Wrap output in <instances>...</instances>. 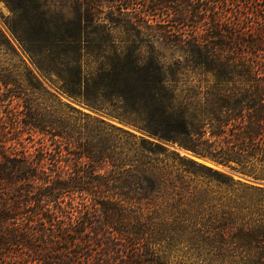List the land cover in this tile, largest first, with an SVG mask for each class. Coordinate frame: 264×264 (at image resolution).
I'll list each match as a JSON object with an SVG mask.
<instances>
[{
	"label": "trees",
	"instance_id": "trees-1",
	"mask_svg": "<svg viewBox=\"0 0 264 264\" xmlns=\"http://www.w3.org/2000/svg\"><path fill=\"white\" fill-rule=\"evenodd\" d=\"M0 1L13 14L7 31L39 71L55 72L60 53L47 41L59 28L45 19L39 1ZM98 1L87 3L84 14L77 6L72 33L60 37L71 48L64 52L73 71L61 90L95 112L119 101L137 119L109 116L130 126L143 122L137 128L151 139L60 100L57 110L42 107L28 94L41 88L33 70L24 66V76L21 64L0 59V264H162L150 246L154 218L145 211L184 177L153 163L160 151L176 155L189 167L184 172L247 192L248 207L207 219L204 227L214 232L199 236L231 246L249 264H264V19L254 21L243 7L255 0H152L154 22L128 13L98 19L92 15ZM122 1L128 9L140 0ZM118 22L171 42L179 57L166 65L129 50L116 55L113 67L84 75L89 29L112 33ZM0 49L19 56L2 28ZM192 73L200 76L197 85L184 79ZM186 221L199 225L195 216Z\"/></svg>",
	"mask_w": 264,
	"mask_h": 264
},
{
	"label": "rangeland",
	"instance_id": "rangeland-1",
	"mask_svg": "<svg viewBox=\"0 0 264 264\" xmlns=\"http://www.w3.org/2000/svg\"><path fill=\"white\" fill-rule=\"evenodd\" d=\"M38 1L41 11L46 14L45 19L53 26L59 28L58 32H56L57 36L49 37L47 41V47L52 46L56 52L60 53L59 56L55 55L58 59L56 62L57 70L49 74L37 69L31 57L24 52L19 41L15 40L7 31L6 23L13 22V14L6 3L0 1V28L6 32L19 53V56H13L10 53L8 54L4 49H0V59L11 67L21 64L20 72L23 73L24 76H26V66L37 75L41 88L40 90H35V92L29 91V96L36 98L37 102L42 107L49 110L56 109L58 107V100H60L63 103L90 113L93 116L105 119L107 122L115 124L118 127L129 130L138 136L150 138L137 128L142 127L141 125H143V122H140L141 125L130 126L120 123L109 116L117 112L126 113L131 120L137 119L132 109L128 107L123 108V105H120L119 101L111 99L105 103L103 106L104 109L101 108L102 110L95 112L84 104L83 98H77L78 101H76L67 97L61 90L63 86L70 83L68 77L73 75V71L70 70L71 67L68 66L69 62L66 56L72 51L67 45H61L58 42L61 39L60 37L72 33L74 28L73 23L77 16L76 7L79 6L81 13L84 14L87 3L95 0ZM97 3L100 6L92 11V15H95L98 19H111L113 17L118 19L123 17V13H128L132 16H142L150 22H154L158 17V12L155 11L156 3L152 0L131 1V5L128 9L123 6L124 3L123 1L121 2V0H116L115 2L111 0H99ZM243 7H245L246 13L251 14L250 17L254 21L257 19H264V1L255 0V2L252 3H245ZM118 23H121L120 27L118 26L112 33H106V31L99 28L89 29L88 40L93 42L89 45L91 46L89 57L83 60L84 75L90 76L97 74L100 68L113 67L117 62L115 61L116 55L129 50L134 51L140 59L147 60L153 57L166 65L173 63L179 57V50L176 49L171 42H167L165 39L161 38L158 39V37L152 33L148 35H138L136 31L124 28L122 22ZM54 43L55 45H52ZM64 51H67V54H65L66 52ZM45 57L48 58L47 56ZM180 59L185 62V57L183 55ZM45 60V63L50 61V59ZM189 75V78L185 77L184 79L187 80L189 84L197 85L200 76L196 73ZM63 76L66 78H63ZM82 93L83 95L89 93L84 86L82 88ZM164 145L169 152H176L182 157L191 158L200 163L215 167L216 169L224 170L208 161L195 157L192 153L180 149L176 145ZM167 154L170 153L163 154L162 151H160L159 155L151 157L153 163L172 171L173 176H175L176 173L183 174L184 179L182 182L173 179L172 184L174 186L167 187L164 191L157 194L156 198H154V203L147 205L148 209L145 211V214H152L154 218L153 245L150 246L153 253H156L158 262L160 261L162 264H249V262L245 261L241 256H235L232 253L231 246H224L218 243L217 240L208 238V236L207 238H202L199 234L205 235L207 232H214V230L204 227L205 223H209V221H206L207 219L211 220L216 216H225L227 215L226 212L235 213L240 207H248L251 201V198H249L250 196L243 190L235 191V189L229 188L225 186V184L224 186L222 185V188H219L220 183L209 178L208 175L204 173L194 174L192 172H184L185 169H189V167L187 166L186 168V166L181 165L176 155L171 154L170 156ZM233 176L235 179L261 185L235 174ZM169 183H165V185H169ZM184 216L187 218L183 219ZM191 216H195L199 219V225L196 227L192 225L186 226L188 221L185 222V220L189 219ZM113 234V237L118 238L115 236L114 232ZM221 248L224 249V251L219 253Z\"/></svg>",
	"mask_w": 264,
	"mask_h": 264
}]
</instances>
